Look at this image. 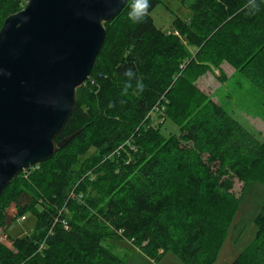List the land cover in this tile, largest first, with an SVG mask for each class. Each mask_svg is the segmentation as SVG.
<instances>
[{
	"label": "trees",
	"instance_id": "16d2710c",
	"mask_svg": "<svg viewBox=\"0 0 264 264\" xmlns=\"http://www.w3.org/2000/svg\"><path fill=\"white\" fill-rule=\"evenodd\" d=\"M26 1L0 0V30ZM179 1L190 15L172 13L169 31L152 16L163 0H151L141 22L128 17L129 0L105 23L55 141L74 136L0 195L5 231L13 219L35 218L26 234L6 232L12 244L0 240V264H130L105 244L110 237L152 260L172 252L185 264L216 261L241 199L236 179L264 184V140L197 79L226 61L264 89V2L253 11L249 0ZM255 222L252 242L231 264H264V197Z\"/></svg>",
	"mask_w": 264,
	"mask_h": 264
},
{
	"label": "water",
	"instance_id": "95a60500",
	"mask_svg": "<svg viewBox=\"0 0 264 264\" xmlns=\"http://www.w3.org/2000/svg\"><path fill=\"white\" fill-rule=\"evenodd\" d=\"M129 0H28L0 30V195L47 161L102 48L105 23Z\"/></svg>",
	"mask_w": 264,
	"mask_h": 264
},
{
	"label": "rangeland",
	"instance_id": "374dc122",
	"mask_svg": "<svg viewBox=\"0 0 264 264\" xmlns=\"http://www.w3.org/2000/svg\"><path fill=\"white\" fill-rule=\"evenodd\" d=\"M163 2L152 11L154 21L159 27L170 30V23L174 17L172 13L181 17L190 15V10L179 0H163ZM221 66V70L215 69L201 75L197 79L198 86L211 95L216 102L223 105L245 127L247 126L246 128L254 136L259 140H264V89L245 78L229 62L224 61ZM158 108L160 105L156 109ZM157 114V121H160L163 115L160 116L158 112ZM93 152L94 149L88 154ZM244 186L246 185L243 181L236 179L233 191L241 196L239 207L228 228L221 252L213 264H231L252 242L256 234L255 218L264 197V184L260 181H252L246 187ZM7 211L10 217L14 218L17 213L15 203L10 205ZM34 223L35 218L32 215H26L22 219L16 218L10 222L7 231L4 230V226H0V234L6 235V232L26 234L31 231ZM7 241L12 244L9 237ZM105 244L130 264H185L179 256L172 252H167L159 260H152L139 247L124 238L110 237L105 239Z\"/></svg>",
	"mask_w": 264,
	"mask_h": 264
},
{
	"label": "clouds",
	"instance_id": "9594fccd",
	"mask_svg": "<svg viewBox=\"0 0 264 264\" xmlns=\"http://www.w3.org/2000/svg\"><path fill=\"white\" fill-rule=\"evenodd\" d=\"M264 2V0H261ZM151 0H132L130 11L128 12V17L133 22H141L149 13ZM249 7L251 10H256L258 8L257 0H249ZM126 75L129 78H132L134 73L131 69L126 72ZM131 79L129 80V83ZM137 87L143 88V84L140 81H137Z\"/></svg>",
	"mask_w": 264,
	"mask_h": 264
},
{
	"label": "built area",
	"instance_id": "2783aa9c",
	"mask_svg": "<svg viewBox=\"0 0 264 264\" xmlns=\"http://www.w3.org/2000/svg\"><path fill=\"white\" fill-rule=\"evenodd\" d=\"M25 217H26V215H25V216H21V217H19L18 219H22V218H25ZM64 222H65L66 226L68 227L67 221L64 220ZM7 239H8V235H7V233H6V235H1V234H0V240H1V241H4V242H6V243H8L9 245H11V243H10L9 241H7Z\"/></svg>",
	"mask_w": 264,
	"mask_h": 264
},
{
	"label": "bare ground",
	"instance_id": "6f19581e",
	"mask_svg": "<svg viewBox=\"0 0 264 264\" xmlns=\"http://www.w3.org/2000/svg\"><path fill=\"white\" fill-rule=\"evenodd\" d=\"M165 250V249H164Z\"/></svg>",
	"mask_w": 264,
	"mask_h": 264
}]
</instances>
